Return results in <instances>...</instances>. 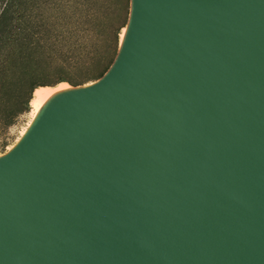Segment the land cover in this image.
<instances>
[{
	"label": "water",
	"instance_id": "95a60500",
	"mask_svg": "<svg viewBox=\"0 0 264 264\" xmlns=\"http://www.w3.org/2000/svg\"><path fill=\"white\" fill-rule=\"evenodd\" d=\"M126 22L0 157V264H264V0Z\"/></svg>",
	"mask_w": 264,
	"mask_h": 264
},
{
	"label": "trees",
	"instance_id": "16d2710c",
	"mask_svg": "<svg viewBox=\"0 0 264 264\" xmlns=\"http://www.w3.org/2000/svg\"><path fill=\"white\" fill-rule=\"evenodd\" d=\"M129 0H0L1 120L28 109L40 85L99 78L113 61ZM81 67L74 79L67 69ZM31 97V98H30Z\"/></svg>",
	"mask_w": 264,
	"mask_h": 264
},
{
	"label": "rangeland",
	"instance_id": "374dc122",
	"mask_svg": "<svg viewBox=\"0 0 264 264\" xmlns=\"http://www.w3.org/2000/svg\"><path fill=\"white\" fill-rule=\"evenodd\" d=\"M80 70H81V67H78V66L68 68L67 73H66V77H67L66 79H74L75 75L79 73ZM51 79L52 80H50L47 85L55 86V87L60 86V84L71 87V88L81 87V86H85V85H88L94 82V80H87L83 83L73 85L72 83L66 82V81H62L59 84V82H54L55 78H51ZM32 96H33V93H31V97ZM3 109L4 108H2V104H0V155L5 153L7 149L16 142V140L20 136L22 129L25 126H27L29 118L31 116V106H30V103L28 102L27 111L20 114L13 121V123L9 125H4L3 120H1Z\"/></svg>",
	"mask_w": 264,
	"mask_h": 264
},
{
	"label": "bare ground",
	"instance_id": "6f19581e",
	"mask_svg": "<svg viewBox=\"0 0 264 264\" xmlns=\"http://www.w3.org/2000/svg\"><path fill=\"white\" fill-rule=\"evenodd\" d=\"M130 7H131V0H130ZM130 14V12H129ZM127 25L128 22L126 24L125 27L122 28L121 30V34H120V43H119V47L121 46L126 31H127ZM61 82H59L60 84ZM80 87H68L65 85H61L60 86H50V85H40L38 87H36L33 91V96L30 100V106H31V116L29 118L28 124L27 126H25L21 133L20 136L18 137V139L16 140V142L11 145L7 151L3 154L0 155V157L4 154H6L7 152H9L21 139L22 137L26 134V132L28 131V129L31 127V125L34 123V121L37 119V117L40 115V113L45 109V107L53 100L55 99L57 96L73 90V89H78ZM34 113V114H33Z\"/></svg>",
	"mask_w": 264,
	"mask_h": 264
},
{
	"label": "snow or ice",
	"instance_id": "6c2138e0",
	"mask_svg": "<svg viewBox=\"0 0 264 264\" xmlns=\"http://www.w3.org/2000/svg\"><path fill=\"white\" fill-rule=\"evenodd\" d=\"M34 114V113H33Z\"/></svg>",
	"mask_w": 264,
	"mask_h": 264
}]
</instances>
